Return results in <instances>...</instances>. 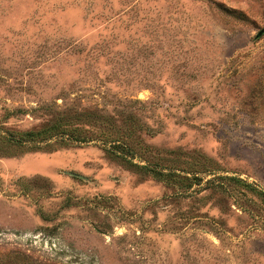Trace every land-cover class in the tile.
<instances>
[{
    "label": "rangeland",
    "instance_id": "1",
    "mask_svg": "<svg viewBox=\"0 0 264 264\" xmlns=\"http://www.w3.org/2000/svg\"><path fill=\"white\" fill-rule=\"evenodd\" d=\"M262 29L264 0H0V132L110 118L0 151V264H264Z\"/></svg>",
    "mask_w": 264,
    "mask_h": 264
},
{
    "label": "trees",
    "instance_id": "2",
    "mask_svg": "<svg viewBox=\"0 0 264 264\" xmlns=\"http://www.w3.org/2000/svg\"><path fill=\"white\" fill-rule=\"evenodd\" d=\"M43 108V107H41ZM48 114L51 115L41 126L21 131L19 134L12 133L8 128L0 132V151L13 152V149H44L53 146L79 144L90 141L93 136L90 129L85 124L92 126L94 124L106 123L110 120L108 114L83 105L75 103H64L56 105L55 108L48 106ZM10 114L13 110L9 111ZM17 135V136H16ZM124 136L114 137V140L120 141ZM126 140L121 143H115L117 148L125 149ZM158 177L164 175L161 171L156 172ZM193 179L197 178L194 175ZM186 178H190L186 176ZM190 183H192L190 181ZM264 196V192H261Z\"/></svg>",
    "mask_w": 264,
    "mask_h": 264
},
{
    "label": "water",
    "instance_id": "3",
    "mask_svg": "<svg viewBox=\"0 0 264 264\" xmlns=\"http://www.w3.org/2000/svg\"><path fill=\"white\" fill-rule=\"evenodd\" d=\"M264 32V29H262L261 31H259L258 36L261 35Z\"/></svg>",
    "mask_w": 264,
    "mask_h": 264
}]
</instances>
